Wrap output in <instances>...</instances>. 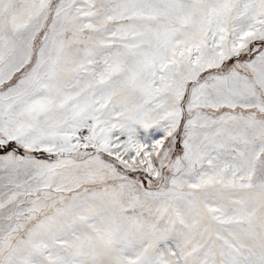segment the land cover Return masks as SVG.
I'll list each match as a JSON object with an SVG mask.
<instances>
[{
  "label": "snow or ice",
  "instance_id": "6c2138e0",
  "mask_svg": "<svg viewBox=\"0 0 264 264\" xmlns=\"http://www.w3.org/2000/svg\"><path fill=\"white\" fill-rule=\"evenodd\" d=\"M0 264H264V0H0Z\"/></svg>",
  "mask_w": 264,
  "mask_h": 264
}]
</instances>
